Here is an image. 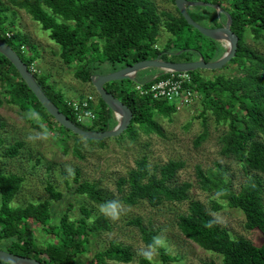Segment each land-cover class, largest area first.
Here are the masks:
<instances>
[{
	"label": "trees",
	"instance_id": "trees-1",
	"mask_svg": "<svg viewBox=\"0 0 264 264\" xmlns=\"http://www.w3.org/2000/svg\"><path fill=\"white\" fill-rule=\"evenodd\" d=\"M201 1L221 7L224 1L227 4L224 11L232 20L230 30L238 38L235 56L227 63L235 66V75H217L210 79L201 76L199 70L188 72L199 94L201 115L204 117L209 112L214 123L226 126L220 139L221 156L239 162L245 174L264 175V56L244 45L247 34L264 43V0ZM171 3L174 5L173 0ZM16 10L24 11L42 30L48 31L49 39L59 47L61 61L74 69V77L78 81L90 86L94 75L111 73L143 60H165L168 58L166 55L178 57L187 51L199 52L200 39H206L210 45L206 62L215 61L225 52L222 46H214L216 42L188 25L175 6V15L166 11L157 12L152 0H0V41L8 45L30 71L37 55L27 56L24 53L23 47L28 44L26 35L13 33L11 38L5 37V33L13 27L9 16L13 17ZM209 10L212 9L198 7L187 11L192 20L203 27L213 28L224 24L225 16L220 14L216 17ZM160 29H164L170 38L161 49H157ZM32 75L45 96L80 129L108 131L116 125L112 111L95 89L97 103H91V108L96 118L84 125L77 122L74 110L68 106L63 95L47 83L45 76L36 72H32ZM164 77L158 71L145 82H138L135 78V81L125 79L104 84V89L132 112L127 129L114 137L116 141L124 137L136 141L140 132L160 134L155 117H169L175 109L165 101L148 95L139 96L133 86L136 83L148 86ZM84 99L80 97V100ZM4 104L16 107L20 113L33 114L36 120L40 119L39 122L50 129L54 125L60 134L80 138L88 144L104 145L105 139H83L59 125L28 89L13 65L0 54V107ZM204 136L205 132L196 138L195 144L199 145ZM2 144L0 139V147ZM21 146L19 142L8 146L4 150V157H15ZM183 167L180 161H169L161 166H153L150 171L146 157L137 159L134 168L116 182L122 193L120 200L128 206L143 201L150 207L187 201L191 184L183 182L172 185L176 173ZM226 176V169L220 164L207 172L196 168L200 188L241 211L245 218V229L260 232L263 237L261 243L254 245L242 237L232 236L197 201L189 202L187 212L178 217L177 227L185 238L219 256L222 264H264L261 183L249 178L235 192L230 188ZM22 182L21 176L5 174L0 170V250L42 264H79L77 257L86 252L90 236L109 228L107 219L103 216L92 218L91 211L85 206H79V215L71 216L72 206L68 204L53 221L52 202L49 200L12 205ZM73 182L76 195L95 204L105 202L95 184L79 180L77 170L73 171ZM45 190L54 202L62 197L51 184H47ZM212 203L213 210H218L220 205ZM129 224L138 227L145 245L156 236L155 232L142 227L137 219L129 221ZM34 230L44 237L42 243L36 242ZM159 259L166 264L172 257L165 249H160ZM106 261L129 263L132 261L130 249L111 242L108 248L94 254V264H105ZM141 262L144 264L146 261ZM0 264L7 263L0 261Z\"/></svg>",
	"mask_w": 264,
	"mask_h": 264
},
{
	"label": "rangeland",
	"instance_id": "rangeland-1",
	"mask_svg": "<svg viewBox=\"0 0 264 264\" xmlns=\"http://www.w3.org/2000/svg\"><path fill=\"white\" fill-rule=\"evenodd\" d=\"M152 1L157 12L166 11L175 15L171 0ZM191 1L203 2L201 0ZM210 2L214 3L215 0H210ZM226 6L227 4L223 1V7ZM194 8L198 7L189 9ZM209 12L215 14L216 17L220 15L214 9ZM6 15L9 16V13ZM9 20L13 23L9 32L24 33L28 38V44L23 47L24 53L27 56L37 55L31 64L37 75L45 76L47 83L60 92L68 103H73L80 97H91L92 103L94 105L97 103L94 88L78 81L74 77V69L61 61L58 55L59 47L49 39L48 31L42 30L40 25L22 10H16L13 17L9 16ZM169 38L170 35L164 29H160L157 49H161ZM199 44L201 46L199 52L187 51L180 57L189 56L197 60L198 55L201 54L202 57L208 58L210 54L208 41L200 39ZM216 45L221 47L219 42H216ZM244 45L264 56V43L260 40L256 41L247 34L244 38ZM178 59L181 58L176 57L177 61ZM157 71L153 68L139 71L136 80L145 82ZM236 71L235 66L231 64L219 70H199L201 76L210 79L217 75L233 76ZM201 113L202 108L197 100L189 107L175 110L169 117L157 115L155 121L160 127V134L140 132L136 141H131L126 137L119 142L114 138H107L104 145L99 146L85 143L82 139L71 135L60 134L58 129L53 127L54 125L51 124L53 129H50L42 122L40 123V119L36 120L33 114L20 113L16 107L4 104L0 107V139L3 142L0 147V170L5 174H16L23 178L12 205L22 206L27 202L49 200L52 202L53 221L65 211L68 204L72 206L71 216L79 215V206H85L90 210L92 218L103 216L99 212L100 205L114 199L121 201L122 193L119 192L116 182L134 168L137 159L146 157L150 171L155 165L161 166L169 161H180L184 167L176 173L172 185H179L183 182L191 184L187 201L166 202L157 207H150L143 201L131 206L126 205L127 212L121 216L119 221L112 222L105 217L109 228L90 236L87 250L77 257V263L94 264V254L108 248L111 242H115L130 249L132 261L129 263L106 261L105 264H143L141 261L145 259L139 253L146 245L141 239L138 227L129 224V221L137 219L142 227L166 239L167 248L164 249L172 257V260L166 264H206L209 262L222 264L219 256L203 250L179 231L178 217L187 212L190 201H197L204 205L219 226L226 229L232 236L242 237L254 245H259L263 237L257 230L245 229V218L241 211L228 206L217 195L208 194L200 188L196 178V168L200 167L203 172H207L214 170L216 164L222 165L226 169V179L230 183V188L235 192H238L249 178L259 180L263 205L264 175L251 172L245 174L239 162L221 156L220 139L226 126L214 123L209 112H206L204 117ZM203 132H205L204 139L196 145V138ZM16 142L22 145L18 154L13 158L4 157V150ZM69 170L72 173L77 170L80 181L95 184L101 191L105 202L95 204L76 195L73 174H70ZM47 184H51L61 193L62 197L58 202L52 201L46 192ZM125 191L126 189L123 193ZM212 202L220 205L218 210H213ZM34 235L36 242L42 243L44 239L42 234L34 230ZM157 260L159 264H162L159 256ZM145 261L144 264H148V261Z\"/></svg>",
	"mask_w": 264,
	"mask_h": 264
},
{
	"label": "water",
	"instance_id": "water-1",
	"mask_svg": "<svg viewBox=\"0 0 264 264\" xmlns=\"http://www.w3.org/2000/svg\"><path fill=\"white\" fill-rule=\"evenodd\" d=\"M174 6L179 14L184 18L186 23L198 31L202 36L210 39L213 42L224 44L225 52L220 58L212 62H205L201 58L191 62H168L159 58L148 59L136 62L126 66L120 70L103 74L94 75L91 77V85L95 89L100 99L112 111L116 125L108 131H86L77 127L73 122L61 113L58 108L45 96L38 84L36 83L32 73L27 66L21 61L19 56L4 42L0 41V54L3 55L16 69L20 78L25 82L28 89L33 93L38 102L46 110V112L62 127L69 130L76 136L83 139L99 141L107 138H114L122 134L128 127L132 112L119 100L114 98L104 89V84L112 81L130 80L135 81L139 71L146 69H157L160 71L173 72H191L195 70H219L225 66L234 56L237 50V36L230 30L232 23L230 15L219 5L206 2H192L188 0H173ZM191 7H207L217 10L219 14L226 17L223 26L210 28L203 27L196 23L188 14V8ZM0 261L7 264H42L34 259L15 255L3 250H0Z\"/></svg>",
	"mask_w": 264,
	"mask_h": 264
},
{
	"label": "built area",
	"instance_id": "built-area-1",
	"mask_svg": "<svg viewBox=\"0 0 264 264\" xmlns=\"http://www.w3.org/2000/svg\"><path fill=\"white\" fill-rule=\"evenodd\" d=\"M12 36V32L5 33L6 38H11ZM30 69L31 73L36 72L32 66ZM160 72L162 75H165L164 78L152 82L148 86L136 83L133 86L134 91H136L139 96L148 95L153 99L165 101L175 110L189 107L197 100L199 101V94L195 90L196 85L192 82L188 72H173L167 70ZM79 100L68 103V106L75 112L77 122L84 125L92 123L96 117L91 108V97ZM88 103H90L89 106Z\"/></svg>",
	"mask_w": 264,
	"mask_h": 264
},
{
	"label": "clouds",
	"instance_id": "clouds-1",
	"mask_svg": "<svg viewBox=\"0 0 264 264\" xmlns=\"http://www.w3.org/2000/svg\"><path fill=\"white\" fill-rule=\"evenodd\" d=\"M69 172L73 174L71 170ZM99 212L110 221L116 222L120 220L122 215L126 214L127 206L121 201L114 199L101 204ZM164 248H167L166 239L161 236H155L139 254L148 261V264H159L157 257L160 249Z\"/></svg>",
	"mask_w": 264,
	"mask_h": 264
},
{
	"label": "flooded vegetation",
	"instance_id": "flooded-vegetation-1",
	"mask_svg": "<svg viewBox=\"0 0 264 264\" xmlns=\"http://www.w3.org/2000/svg\"><path fill=\"white\" fill-rule=\"evenodd\" d=\"M189 9V8H188ZM222 9L224 10V7L222 6ZM224 24H221L220 26H223ZM220 26H216V27H220ZM213 28H215V27H213ZM220 45L221 46H224L222 43H220ZM214 46H216V47H218V45H216V43H215V45ZM199 56V58H201L203 61H205L206 60V58L205 57H202L200 54L198 55ZM166 57H168V58H166L164 61H168V62H174V63H178V62H191V61H197V60H193V59H191V57L189 58V56H185V57H180V56H178V58H181V59H178V61L176 60V56H171V55H166ZM217 60V59H216ZM206 62V61H205ZM209 62H212V61H209Z\"/></svg>",
	"mask_w": 264,
	"mask_h": 264
},
{
	"label": "crops",
	"instance_id": "crops-1",
	"mask_svg": "<svg viewBox=\"0 0 264 264\" xmlns=\"http://www.w3.org/2000/svg\"><path fill=\"white\" fill-rule=\"evenodd\" d=\"M222 48H223V49H225V47H224V46H222ZM158 71H160V70H158ZM158 71H157V72H158ZM157 72H156V73H157ZM136 76H137V75H136Z\"/></svg>",
	"mask_w": 264,
	"mask_h": 264
}]
</instances>
